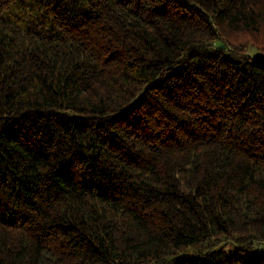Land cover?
<instances>
[{"label":"trees","instance_id":"trees-1","mask_svg":"<svg viewBox=\"0 0 264 264\" xmlns=\"http://www.w3.org/2000/svg\"><path fill=\"white\" fill-rule=\"evenodd\" d=\"M224 29L264 0H0V264H264V54Z\"/></svg>","mask_w":264,"mask_h":264},{"label":"rangeland","instance_id":"rangeland-1","mask_svg":"<svg viewBox=\"0 0 264 264\" xmlns=\"http://www.w3.org/2000/svg\"><path fill=\"white\" fill-rule=\"evenodd\" d=\"M220 36L215 42H221L230 49H238L240 52L249 54L251 57L264 54V33L254 32H232L227 29L219 31ZM231 240L222 241L223 243H230ZM232 243L225 247H231ZM258 247V246H256Z\"/></svg>","mask_w":264,"mask_h":264},{"label":"water","instance_id":"water-1","mask_svg":"<svg viewBox=\"0 0 264 264\" xmlns=\"http://www.w3.org/2000/svg\"><path fill=\"white\" fill-rule=\"evenodd\" d=\"M220 47H223L222 45ZM264 252V251H263Z\"/></svg>","mask_w":264,"mask_h":264}]
</instances>
